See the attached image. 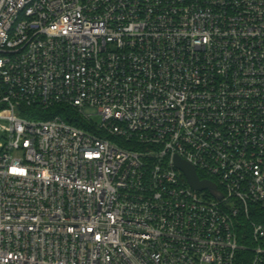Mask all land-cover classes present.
<instances>
[{
  "label": "built area",
  "instance_id": "2783aa9c",
  "mask_svg": "<svg viewBox=\"0 0 264 264\" xmlns=\"http://www.w3.org/2000/svg\"><path fill=\"white\" fill-rule=\"evenodd\" d=\"M0 132V264H264V0H0Z\"/></svg>",
  "mask_w": 264,
  "mask_h": 264
},
{
  "label": "water",
  "instance_id": "95a60500",
  "mask_svg": "<svg viewBox=\"0 0 264 264\" xmlns=\"http://www.w3.org/2000/svg\"><path fill=\"white\" fill-rule=\"evenodd\" d=\"M173 165L184 175L193 190L197 192L207 191L218 200L222 198V195L217 192L216 186L210 181L200 180L195 169L190 164L175 156L173 158Z\"/></svg>",
  "mask_w": 264,
  "mask_h": 264
},
{
  "label": "trees",
  "instance_id": "16d2710c",
  "mask_svg": "<svg viewBox=\"0 0 264 264\" xmlns=\"http://www.w3.org/2000/svg\"><path fill=\"white\" fill-rule=\"evenodd\" d=\"M63 110V108H61V107H55V108H53L52 110H51V112L52 113H54V114H58L60 111H62ZM51 112H49V114L48 115H43V116H38V117H36V118H43V119H46V118H48V117H50V116H52V113ZM62 118L64 117V116H61ZM64 119H67V118H65L64 117ZM68 120V119H67ZM70 121V120H69ZM75 123H77V124H75V125H77V127H82V124L80 123V122H77V120L75 121ZM244 260H245V258H244ZM242 264H247V259H246V262H243L242 261Z\"/></svg>",
  "mask_w": 264,
  "mask_h": 264
},
{
  "label": "rangeland",
  "instance_id": "374dc122",
  "mask_svg": "<svg viewBox=\"0 0 264 264\" xmlns=\"http://www.w3.org/2000/svg\"><path fill=\"white\" fill-rule=\"evenodd\" d=\"M3 134L0 132V143L3 142Z\"/></svg>",
  "mask_w": 264,
  "mask_h": 264
}]
</instances>
